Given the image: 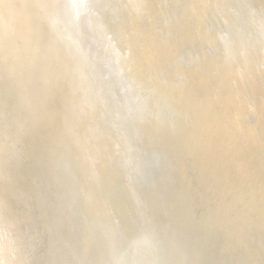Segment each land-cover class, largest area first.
<instances>
[{
	"label": "bare ground",
	"instance_id": "1",
	"mask_svg": "<svg viewBox=\"0 0 264 264\" xmlns=\"http://www.w3.org/2000/svg\"><path fill=\"white\" fill-rule=\"evenodd\" d=\"M17 175L0 264H264V0H0Z\"/></svg>",
	"mask_w": 264,
	"mask_h": 264
},
{
	"label": "rangeland",
	"instance_id": "2",
	"mask_svg": "<svg viewBox=\"0 0 264 264\" xmlns=\"http://www.w3.org/2000/svg\"><path fill=\"white\" fill-rule=\"evenodd\" d=\"M174 66V65H173ZM176 69H177V66H176ZM177 78H179V80L177 79ZM181 78L182 77H175V81H174V83L175 84H180L181 82L180 81H182L181 80ZM14 145H15V148L17 147L18 149L21 147V146H19L20 145V143L18 142V141H16V142H14ZM15 149V151H17L18 149ZM13 156H11V158H12ZM13 159H14V157H13ZM19 162L21 163V165H24L25 164V162L26 163H28V161H26V159H20L19 160ZM24 163V164H23ZM10 168V167H9ZM12 169V168H11ZM14 170H8L9 172L11 171L12 173H14L15 172V170H16V172L18 173V171H17V169H18V167H16V168H13ZM14 171V172H13ZM14 173L13 175H16L17 173ZM18 175L16 176V178H14V180H12V181H9V178H7V179H5L4 178V176H2L1 177V182H3V183H1L0 182V184L2 185V184H4V185H2V186H5V184H7V185H11V187H14L15 186V194L14 193H12L11 194V199H12V195L14 194V195H16V198H15V196L13 197V199L11 200V199H9V198H7V207H10V208H12V210L14 209V211L13 212H17V211H19L18 212V215L17 216H20V214L22 215V217H20L21 219H19V217L17 218L16 217V220H15V224L16 225H21L22 226V223H25L26 221H28V217H25L26 216V214H27V211H28V209L27 208H29V207H33V204L30 202V199H29V195H28V193H25V191H24V179H22V177H21V179H18ZM20 178V177H19ZM4 179V180H3ZM17 179V180H16ZM7 180H8V182H7ZM21 180V181H20ZM23 180V181H22ZM17 181V182H16ZM7 182V183H6ZM9 182H11L10 184H9ZM16 182V183H15ZM15 185H14V184ZM20 183H23V184H20ZM13 184V185H12ZM18 184V185H17ZM20 185V186H19ZM7 187H10V186H7ZM23 187V188H22ZM18 188H20V189H18ZM21 188H22V190L23 191H21ZM25 193V194H24ZM14 199H17V201H15ZM21 201V202H20ZM32 201V200H31ZM20 204H19V203ZM25 202H27V203H25ZM28 202H30V203H28ZM15 203V204H14ZM24 203V204H23ZM18 204V205H17ZM30 204V205H29ZM21 205H23V206H21ZM20 206H21V210H20ZM26 206V207H25ZM19 207V208H18ZM17 209V210H16ZM24 212H23V211ZM15 212V213H16ZM17 214V213H16ZM25 215V216H24ZM23 216L25 217V218H23ZM27 218V219H26ZM19 219V220H18ZM25 219V220H24ZM21 220V222H19ZM19 225V226H20ZM25 232V233H24ZM24 232H22V238H23V247H26L27 245H26V242H25V240H27V239H25V237L27 238L28 236H32L33 235V232L31 231V230H29V234L30 235H28V232L27 231H24ZM27 232V233H26ZM2 233V232H1ZM1 236H0V240H1Z\"/></svg>",
	"mask_w": 264,
	"mask_h": 264
},
{
	"label": "water",
	"instance_id": "3",
	"mask_svg": "<svg viewBox=\"0 0 264 264\" xmlns=\"http://www.w3.org/2000/svg\"><path fill=\"white\" fill-rule=\"evenodd\" d=\"M37 239H38V242L36 240L37 243L34 244V246H36V249L34 252L35 260H37L38 259L37 257H39V259H38L39 264H52L51 255L48 252V245L50 242V240L48 239V236L46 234H41V235L37 236ZM48 240H49V242H48ZM50 244H51V242H50ZM39 246H40V249L38 250ZM36 253H37V255H36Z\"/></svg>",
	"mask_w": 264,
	"mask_h": 264
}]
</instances>
